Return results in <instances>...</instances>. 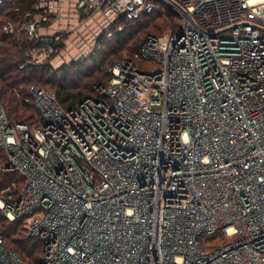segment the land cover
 <instances>
[{
  "label": "built area",
  "instance_id": "obj_1",
  "mask_svg": "<svg viewBox=\"0 0 264 264\" xmlns=\"http://www.w3.org/2000/svg\"><path fill=\"white\" fill-rule=\"evenodd\" d=\"M65 2L78 26L105 18L107 38L157 5L179 27L144 38L148 70L116 63L73 108L26 87L38 125L11 123L0 103L1 170L22 177L0 213L25 218L38 264H264V0H37L23 30L41 45L24 65L59 53L71 30L38 31ZM216 233L230 241L205 250ZM0 264H23L1 233Z\"/></svg>",
  "mask_w": 264,
  "mask_h": 264
},
{
  "label": "trees",
  "instance_id": "obj_2",
  "mask_svg": "<svg viewBox=\"0 0 264 264\" xmlns=\"http://www.w3.org/2000/svg\"><path fill=\"white\" fill-rule=\"evenodd\" d=\"M36 3L37 0H11L0 7V19H5L1 27L3 28L6 23L14 24L11 34L0 31V101L3 103L13 100L12 94L16 88H12L15 85H23L37 79L35 81L43 80L52 86L55 98L62 108H73L87 97H96L94 86L107 85L110 77L108 68L116 63L130 59L135 62L141 72L148 70L153 64L136 56L144 38L147 35L161 36L159 33L168 25L174 26L173 32L179 27L177 15L160 6L152 13L142 14L137 19L127 20L121 17L117 24L122 26V30L114 31L110 38H106L105 33H102L97 38L96 49L86 57L78 58L58 69L52 68L49 64L24 65L28 52L41 45L39 41L29 39L23 30V24L41 12V10H34ZM168 11L176 17L166 13ZM147 27L149 30L153 28L157 31L151 32L147 30ZM20 36L22 38H19ZM123 52L126 53L123 54ZM86 80L91 81L86 83ZM18 91L21 92L20 89ZM22 95L24 96L23 90ZM17 102L22 108L31 110L32 114L25 121L16 122L6 114L8 120L11 123L23 122L29 126L38 125L40 123L39 114L33 105L24 102L23 97L17 99ZM6 164V155L0 149V168L5 167ZM1 172L3 175L0 173V190L6 187L7 190L0 193V196L16 194L22 184V177L14 171ZM24 221L25 218H21L10 222L0 213V233L3 244L12 250L23 264H38L40 243L28 235L23 225ZM200 239L205 243V250H213L230 241L218 233L202 236Z\"/></svg>",
  "mask_w": 264,
  "mask_h": 264
},
{
  "label": "rangeland",
  "instance_id": "obj_3",
  "mask_svg": "<svg viewBox=\"0 0 264 264\" xmlns=\"http://www.w3.org/2000/svg\"><path fill=\"white\" fill-rule=\"evenodd\" d=\"M67 3L68 2H65V5ZM67 7H68V4H67ZM158 7H160V6L157 5L156 8H158ZM68 12L67 13L65 12L66 15L62 16L60 19H55V18L52 19L51 18L50 21L48 23H46L44 27H42L45 30H41L42 33H45L47 35H53L54 33H56L60 29L71 30L70 33L65 35L64 43L61 45L59 53H57L56 55H54L51 58L50 64H51V67L54 69H58L59 67L66 65V63L74 61L78 58L86 57V56L90 55L94 51V49H96V47H97V38L102 33H105V35H106V32L108 30L107 21L105 20V18H103L99 14H97V16L93 15L91 18L86 20L83 25L78 26L77 17H74L75 15L71 11H68ZM166 13H168L169 15L173 14L169 11ZM173 15H175V14H173ZM175 17H176V15H175ZM35 18H37V15L33 16V19H35ZM4 21H5L4 18L0 19V31H2V33H3V30L1 29L2 28L1 25ZM174 29H175L174 26L168 25L166 28H164L159 33V35H162V34L167 33L169 31L173 32ZM147 30H149V27H147ZM149 31L155 32L157 30L150 28ZM19 38H22V37L20 36ZM30 51L28 53H30ZM125 53L126 52H123V54H125ZM31 54L33 57L36 58L38 56V51L36 50ZM44 57H46L45 54L41 55V58H44ZM30 60L31 59H29V58L27 59V61H30ZM35 80H37V79H35ZM35 80L33 79V81H29L30 83H25L23 85L22 84L15 85L12 88V89H14V88H16V89L13 91V94H12L13 100L11 102L3 103L2 101H0L4 106L3 108L5 109L7 116L11 120H13L15 122L16 121H25L26 119H28L27 117H29L32 114L31 110H27V109L22 108L21 106H19V104L17 102V99L19 100L20 97H24L22 95V90H23V93H25V89L29 85H32L36 88L46 89V90L54 93L53 88L49 83H47L43 80L42 81H35ZM89 81H91V80H88V81L86 80L85 82L87 83ZM18 89H20V91H21L20 93H19ZM1 171L2 170L0 168V173H2ZM2 175H3V173H2ZM6 190H7V187L1 189L0 193L5 192ZM23 225L24 226L26 225L25 221H24Z\"/></svg>",
  "mask_w": 264,
  "mask_h": 264
},
{
  "label": "crops",
  "instance_id": "obj_4",
  "mask_svg": "<svg viewBox=\"0 0 264 264\" xmlns=\"http://www.w3.org/2000/svg\"><path fill=\"white\" fill-rule=\"evenodd\" d=\"M64 7H65L64 10L66 9V10H68V11H71V10H69V8H68L69 6L67 7V5H64ZM66 10H65V11H66ZM72 16H73V15H72ZM74 17H75V16H74ZM41 30H45V29H44V28H40V29H39L38 32H39L40 35H47V34H45V33H42Z\"/></svg>",
  "mask_w": 264,
  "mask_h": 264
}]
</instances>
